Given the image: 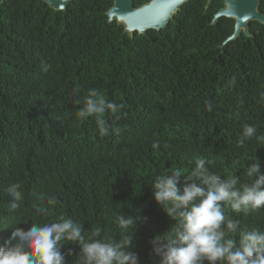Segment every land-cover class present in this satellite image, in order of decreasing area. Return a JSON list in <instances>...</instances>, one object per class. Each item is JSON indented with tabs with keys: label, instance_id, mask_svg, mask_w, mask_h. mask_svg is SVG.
Listing matches in <instances>:
<instances>
[{
	"label": "trees",
	"instance_id": "trees-1",
	"mask_svg": "<svg viewBox=\"0 0 264 264\" xmlns=\"http://www.w3.org/2000/svg\"><path fill=\"white\" fill-rule=\"evenodd\" d=\"M111 5L71 0L54 11L40 0H0V228L63 216L81 222L85 235L99 228L116 237L115 217L138 215L147 220L134 250L140 264H152L148 241L172 224L151 199L150 185L164 168L186 172L199 157L218 175L246 180L242 173L255 156L264 172V147L234 146L244 123L264 134V26L251 22L248 37L222 46L234 23L212 24L223 0L207 7L189 0L164 28L130 37L107 21ZM258 11L264 15V0ZM77 86L82 91L74 96ZM88 88L125 105L119 137L100 136L93 119L65 115ZM206 100L213 111L205 110ZM155 140L159 149L151 147ZM13 182L23 193L15 212L4 192ZM38 193L58 204L46 206ZM242 225L264 228V208L245 214ZM11 230L0 231V244Z\"/></svg>",
	"mask_w": 264,
	"mask_h": 264
},
{
	"label": "clouds",
	"instance_id": "clouds-1",
	"mask_svg": "<svg viewBox=\"0 0 264 264\" xmlns=\"http://www.w3.org/2000/svg\"><path fill=\"white\" fill-rule=\"evenodd\" d=\"M48 70V65L41 66L42 72ZM80 91L77 86L74 96ZM259 97L258 102L264 103V90ZM74 104L76 110L66 116L80 121L93 119L102 137L121 135L123 129L118 122L124 115L123 103L108 99L97 88H88L75 97ZM204 106L206 111L214 110L211 101L206 100ZM106 114L115 125L105 118ZM250 142L257 143V149L264 147V134H258L255 124L244 123L234 146L244 148ZM160 146L159 140L151 144L153 149ZM210 164V160L197 157L186 172L164 168L153 179L151 199L172 224L148 241L152 264H264V228L242 225L245 214L264 208V172L256 157L242 173L246 180L237 174L229 178L218 175ZM21 187L13 182L4 189L8 211L15 212L21 206ZM36 199L45 201L48 207L58 204L54 195L38 193ZM33 207L42 211L38 204ZM146 220L118 214L116 237L103 236L99 228L85 235L81 222L63 216L43 224L33 223L27 229L17 226L21 224L5 226L0 231L12 230L0 244V264H140L134 250L135 234Z\"/></svg>",
	"mask_w": 264,
	"mask_h": 264
},
{
	"label": "water",
	"instance_id": "water-1",
	"mask_svg": "<svg viewBox=\"0 0 264 264\" xmlns=\"http://www.w3.org/2000/svg\"><path fill=\"white\" fill-rule=\"evenodd\" d=\"M54 11H64L71 0H40ZM189 0H150L134 8L132 0H112L106 16L109 23L116 22L123 27L124 33L132 37L134 33L145 34L148 30L164 28L180 10L181 5ZM212 0H206V7ZM260 0H223V7L214 15L212 24L220 18L233 20V32L222 46L235 40L241 34L249 36L251 22L264 26V15L258 11Z\"/></svg>",
	"mask_w": 264,
	"mask_h": 264
}]
</instances>
